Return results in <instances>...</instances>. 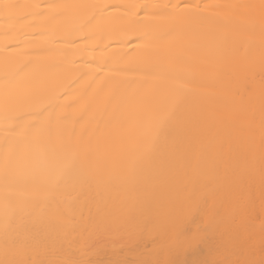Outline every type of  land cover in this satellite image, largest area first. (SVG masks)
Returning a JSON list of instances; mask_svg holds the SVG:
<instances>
[{
    "label": "snow or ice",
    "instance_id": "6c2138e0",
    "mask_svg": "<svg viewBox=\"0 0 264 264\" xmlns=\"http://www.w3.org/2000/svg\"><path fill=\"white\" fill-rule=\"evenodd\" d=\"M256 35L264 47V0H0V264H188L171 256L218 231L227 239L215 258L192 264H264V219L258 231L251 223L257 200L264 210V79L237 125L240 149L179 166L202 120L185 110L197 73L223 71V51ZM163 171L167 195L105 197L118 183L146 189ZM68 189L95 194L63 201L61 242L50 243L37 224ZM209 199L218 206L191 227ZM102 240L113 243L106 262L93 259Z\"/></svg>",
    "mask_w": 264,
    "mask_h": 264
},
{
    "label": "bare ground",
    "instance_id": "6f19581e",
    "mask_svg": "<svg viewBox=\"0 0 264 264\" xmlns=\"http://www.w3.org/2000/svg\"><path fill=\"white\" fill-rule=\"evenodd\" d=\"M34 2L44 3L47 0H34ZM107 3H150V4H188L198 5L205 3H241L254 2L259 0H103ZM136 41L129 47L135 46ZM5 55L3 48V38L0 37V58ZM220 66L223 71L204 70L198 72L196 79L199 83L192 85L193 91L189 94L185 110H196L201 114V124L194 141L186 142L184 145L185 159L179 162V166L183 169L186 166L196 168L204 166L208 163L212 156L222 155L227 159L229 149L238 151L241 147L238 137L239 128L237 125L244 122V115L248 107L249 97L255 96V101L258 105L259 96L262 89L261 81L264 79V47L261 46V41L258 35L252 37L250 41H246L237 47L225 49L221 54ZM251 84L252 89L249 91L248 85ZM151 87H163V81H155ZM194 145V148H193ZM95 193L85 192L83 195L77 192H72L70 189L56 194V199L46 208L43 221L37 224V230L41 236L49 237V242L59 244L60 238L57 236V230L60 227L61 217L58 215V209L63 208V203L66 199L80 198V203ZM167 195L169 188L167 186V172L163 171L159 175H154L153 179L147 183L146 189L137 192L130 188L121 186L119 183L110 191L105 193L106 198H111L115 204L121 203L125 198L134 200L137 196L148 195ZM175 194V190L171 191ZM216 202L209 199L205 206V212L199 215L196 223L191 227L195 228L197 224L207 222V212L213 209ZM88 208H84V216L87 217ZM253 219L251 223L259 230L260 220L264 219V210L259 207L257 200L255 209L251 212ZM259 218H256V217ZM247 214L238 219V224L242 226L240 238L245 235L243 227L247 225ZM75 235V233H74ZM222 239H227V236L221 235V232L209 234L207 242L196 250L187 249L180 250L174 253L171 258L180 262L193 261L201 262L211 260L215 257L212 254V249L215 248ZM121 243H135L127 238ZM145 241L139 242L138 251L143 250ZM117 247L119 245H116ZM149 247L152 245L149 243ZM40 258V257H37ZM113 243L111 240H102L99 246V251L93 256L97 261H108L113 259ZM129 259H134L135 254H129Z\"/></svg>",
    "mask_w": 264,
    "mask_h": 264
}]
</instances>
